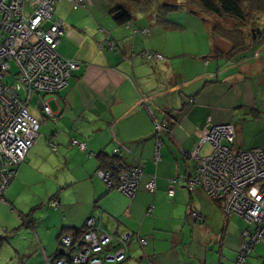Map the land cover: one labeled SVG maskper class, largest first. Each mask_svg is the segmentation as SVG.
Here are the masks:
<instances>
[{"label":"crops","instance_id":"crops-1","mask_svg":"<svg viewBox=\"0 0 264 264\" xmlns=\"http://www.w3.org/2000/svg\"><path fill=\"white\" fill-rule=\"evenodd\" d=\"M138 2L91 0L78 10L68 0L57 4L54 18L65 28L58 51L81 66L67 89L44 98L52 116L40 101L30 110L41 123L40 135L0 205V264H48L59 253L62 235L79 233L88 218L99 216L109 233L131 231L147 240L143 247L136 238L123 264H231L227 254L236 261L247 222L224 216L202 189L190 192L186 180L175 186L174 197L168 191L171 180L195 172L197 161L185 152L212 153L209 143L201 144L210 125L235 126L234 152L264 151L262 16L255 27L261 33L248 49L223 55L215 50L211 19L190 15L202 20L198 28L205 38L177 40L170 36L182 37L186 28L178 22H170L178 28L163 27L156 13L140 11ZM121 9L132 14V22H117ZM108 42L115 49L109 50ZM145 52L163 59L147 61ZM155 121L166 129L158 164ZM73 140L85 143L86 150ZM119 146L128 166L145 171L133 199L96 175ZM152 177L155 194L144 187ZM54 198L58 209L49 206ZM193 211L203 221H195ZM253 253L256 264H264V244L246 264H253L248 262Z\"/></svg>","mask_w":264,"mask_h":264},{"label":"built area","instance_id":"built-area-1","mask_svg":"<svg viewBox=\"0 0 264 264\" xmlns=\"http://www.w3.org/2000/svg\"><path fill=\"white\" fill-rule=\"evenodd\" d=\"M63 0H0V205L5 194L16 180L19 168L35 145L41 129L29 104L34 94L40 96V107L52 116L45 97L59 95L67 89L73 73L81 66L76 61L63 58L58 47L65 34L64 24L54 18L55 8ZM75 10L86 9L91 0H68ZM130 28V25H127ZM148 35L149 30L140 31ZM112 42L109 50L115 49ZM147 61L162 60L163 56L145 52ZM14 73L15 81L5 83ZM27 93L26 102L20 92ZM166 129L155 121L154 162L161 161L162 134ZM236 139L232 124L208 126L202 143L212 146V153L199 157L198 153H184L197 161L190 177L181 176L170 182L169 197H174L175 186L187 181V188L194 192L200 188L227 218L238 216L247 222L242 233V244L236 264H246L249 254L264 243V151L252 149L234 152ZM72 144L86 150V144L73 140ZM57 151V146L52 145ZM107 166L96 175L109 189L116 190L133 199L138 193L145 171L143 167H130L124 161V150L116 147L107 158ZM150 194L157 190L156 178L145 184ZM49 206L60 207L54 198ZM151 206L148 214H151ZM195 221H203L201 214L191 213ZM138 238L141 246L147 240L127 231L113 235L106 231L102 217H90L77 235L64 234L59 240V253L48 264H123L128 261L131 245Z\"/></svg>","mask_w":264,"mask_h":264},{"label":"trees","instance_id":"trees-1","mask_svg":"<svg viewBox=\"0 0 264 264\" xmlns=\"http://www.w3.org/2000/svg\"><path fill=\"white\" fill-rule=\"evenodd\" d=\"M156 3V0H139L138 8H140V11L146 13V11L151 12L149 10H153L158 5L163 14L172 10H178V6L175 7L173 5L172 7L166 2ZM186 6L194 15L206 18L212 16L219 20L220 22L218 21L212 27L216 40L223 39L229 41L233 45L234 50H238L239 52H244L248 49L247 37L245 35L247 31L246 27L252 21L264 15V0H187ZM162 12H159L160 16H162ZM115 17L117 22L121 24L130 23L133 19L132 14L126 9L117 11ZM157 22L169 29L177 27L173 23H170L167 18H159ZM106 161L107 159L104 160L100 168L107 166ZM217 205L221 208L219 203Z\"/></svg>","mask_w":264,"mask_h":264},{"label":"rangeland","instance_id":"rangeland-1","mask_svg":"<svg viewBox=\"0 0 264 264\" xmlns=\"http://www.w3.org/2000/svg\"><path fill=\"white\" fill-rule=\"evenodd\" d=\"M157 3L156 4H159V3H168L170 6L173 7V5L176 7L178 6V10H172V11H169V12H165L163 14L162 11H160V6L156 5L153 9V10H149L151 12H147L148 14L151 13V15L153 16L154 13H156V17L155 19H159V18H163V19H168L169 22H178L179 25H181L182 27L186 28V31H185V34L181 37V33L179 34H175L173 33L172 37L173 39H176L177 37V40H182V39H186V40H194V39H197V38H205L204 37V33L202 32L201 29L198 28V25L199 24H203L202 20H198L200 19L201 17L205 19L204 16H200V18L198 16H190V15H194L192 13H189L188 9H187V6H186V2L187 0H156ZM154 12V13H153ZM159 12H162V16H160ZM198 17V18H197ZM210 17V18H209ZM208 19L212 20V23L213 25H215L219 20H217L215 17H212V16H209ZM207 19V18H206ZM199 21V22H198ZM220 22V21H219ZM177 24V23H176ZM258 22L256 20L252 21L247 28V31H251L252 29H255ZM260 25H264V15L262 16L261 18V21H260ZM165 27V26H163ZM251 36H250V38ZM15 81V77H14V73L12 75H8L6 78H5V83H9L11 84L12 82ZM20 96L22 98L23 101L26 102V100L28 99L27 98V93L25 90L21 91L20 93ZM35 95V96H34ZM34 98L32 100V102H30V107H29V110H33V108H35L38 103H39V95L38 94H34ZM38 95V96H37ZM197 212V211H196ZM264 244V243H263ZM240 250V248H239ZM238 254H239V251H238ZM238 254H237V257H238ZM256 254H252V256L249 258L250 260L248 261L249 263H253V264H256L255 260H257V258L254 256ZM237 257H236V261H237ZM225 259L230 261L231 264H236V261L233 260L230 255H226L225 256ZM254 259V260H252Z\"/></svg>","mask_w":264,"mask_h":264},{"label":"water","instance_id":"water-1","mask_svg":"<svg viewBox=\"0 0 264 264\" xmlns=\"http://www.w3.org/2000/svg\"><path fill=\"white\" fill-rule=\"evenodd\" d=\"M260 33H261L260 28L252 29L251 31H246L245 35L247 37V43L248 44L251 43V39H249L251 35H252L251 38L253 40H256ZM233 49H234L233 45L230 42L225 41L223 39H217L215 42V50L220 54L229 55L232 53Z\"/></svg>","mask_w":264,"mask_h":264},{"label":"flooded vegetation","instance_id":"flooded-vegetation-1","mask_svg":"<svg viewBox=\"0 0 264 264\" xmlns=\"http://www.w3.org/2000/svg\"><path fill=\"white\" fill-rule=\"evenodd\" d=\"M251 37H252V35H251Z\"/></svg>","mask_w":264,"mask_h":264}]
</instances>
